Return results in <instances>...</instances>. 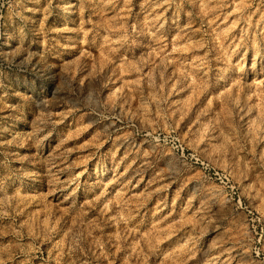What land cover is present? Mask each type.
Instances as JSON below:
<instances>
[{
	"label": "rangeland",
	"instance_id": "374dc122",
	"mask_svg": "<svg viewBox=\"0 0 264 264\" xmlns=\"http://www.w3.org/2000/svg\"><path fill=\"white\" fill-rule=\"evenodd\" d=\"M0 264H264V0H0Z\"/></svg>",
	"mask_w": 264,
	"mask_h": 264
}]
</instances>
